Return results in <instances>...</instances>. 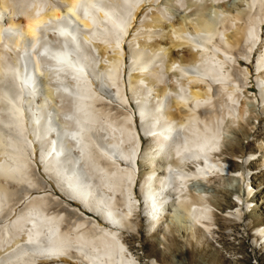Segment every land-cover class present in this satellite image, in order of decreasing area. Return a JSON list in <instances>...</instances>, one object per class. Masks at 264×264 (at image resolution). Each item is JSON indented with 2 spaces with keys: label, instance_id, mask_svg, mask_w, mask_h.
<instances>
[{
  "label": "bare ground",
  "instance_id": "obj_1",
  "mask_svg": "<svg viewBox=\"0 0 264 264\" xmlns=\"http://www.w3.org/2000/svg\"><path fill=\"white\" fill-rule=\"evenodd\" d=\"M235 182L250 215L264 0H0V264H142L134 214L212 242Z\"/></svg>",
  "mask_w": 264,
  "mask_h": 264
},
{
  "label": "rangeland",
  "instance_id": "obj_2",
  "mask_svg": "<svg viewBox=\"0 0 264 264\" xmlns=\"http://www.w3.org/2000/svg\"><path fill=\"white\" fill-rule=\"evenodd\" d=\"M256 90L257 85L254 83L249 93ZM239 139L241 145L246 144L247 141H254L251 136L248 138L240 137ZM229 162H240V159H230ZM253 170L252 180H256L253 185L257 187L260 184L257 175L261 173V168L255 167ZM225 186L226 188L223 189V202L217 207L218 210L215 211L214 215V224L217 228L213 229L212 242L205 238L202 241L191 240L189 234L184 239L182 233L187 234L176 232L177 230L174 227H172L171 232L165 233L164 243L157 242L153 239L156 233L150 235L151 231H146L145 222L139 218L137 219L136 214H134L132 218L137 223L131 228L133 235H130L129 238L133 245L134 254L140 262L150 264L149 252L151 248L160 246L162 254L156 253L154 256L161 264H264V239L262 237L259 242L255 243L253 241L255 235L253 236V232L250 231V226L247 224L248 219L264 218V187L259 188L263 195L258 200H254L258 201V208H254L250 215L246 211L245 214L242 213L239 217L238 215L228 216V214H225L228 209L239 208L242 205L235 193L238 183L235 182L229 186L226 184ZM211 204L214 205L215 203L211 202ZM250 207L252 206H248L246 209ZM86 211L97 215L89 208ZM136 211L139 213L141 210L137 208Z\"/></svg>",
  "mask_w": 264,
  "mask_h": 264
}]
</instances>
